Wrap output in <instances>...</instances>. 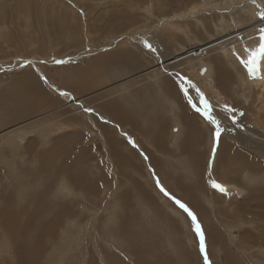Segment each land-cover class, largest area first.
<instances>
[{"label": "rangeland", "instance_id": "374dc122", "mask_svg": "<svg viewBox=\"0 0 264 264\" xmlns=\"http://www.w3.org/2000/svg\"><path fill=\"white\" fill-rule=\"evenodd\" d=\"M263 2L0 0V89L18 78L32 89L28 95L49 103L25 113L12 98L6 111L0 95V133L8 130L0 136V264H204L191 219L157 181L196 215L210 264H264V87L245 82L228 45L181 62L190 85L173 75H144L156 55L138 42L144 33L158 37L156 47L171 52L169 61L254 24ZM54 21L63 33L53 30ZM254 31L233 48L243 58L259 43ZM109 40L118 42L106 49ZM120 42L134 53L122 57L124 72L113 59L114 67L93 63ZM89 65L105 83L75 94L69 74L88 72ZM169 84L174 99L166 96ZM204 100L223 124L215 154L212 126L196 111ZM226 105L234 112L225 113ZM124 110L138 124L120 121L116 113ZM245 111L254 116V133L226 134L235 130L229 117L241 122ZM153 114L159 124H151ZM225 149L233 157L224 164L234 168L223 175L218 162ZM212 181L227 184L226 192Z\"/></svg>", "mask_w": 264, "mask_h": 264}, {"label": "bare ground", "instance_id": "6f19581e", "mask_svg": "<svg viewBox=\"0 0 264 264\" xmlns=\"http://www.w3.org/2000/svg\"><path fill=\"white\" fill-rule=\"evenodd\" d=\"M264 3V2H263ZM251 5V4H250ZM260 5H261V3H260ZM254 6V5H253ZM261 6H263V4L261 5ZM227 11V10H226ZM116 13V12H115ZM119 13V12H118ZM117 14V13H116ZM119 15V14H118ZM122 15V14H121ZM120 18V17H119ZM121 19H122V17H121ZM202 21H206V20H202ZM55 23H54V25H53V30H55L57 33H63L64 32V27L63 26H61V25H59L56 21H54ZM68 23V22H67ZM75 26V25H74ZM247 26V25H246ZM260 27H264V22H260L259 20L258 21H256V22H254V24H251L250 23V25L249 26H247V27H245L244 29H242V30H236L237 32H235L234 31V33L233 32H230L229 31V33H226L225 35H223V36H221V37H219V38H217L215 41H211L209 44H206V45H204V46H199V47H196V48H193V49H190V50H187V51H185L184 53H182V54H184V55H182V54H180L179 56H177V57H172V58H170V60L169 61H165L164 62V60L166 59V58H168L170 55H171V52H165L166 50L165 49H161V51H159L160 50V47L158 46V47H156L157 45V41L158 40H160L158 37L156 38V40H154V37L152 38V36L150 37V38H147V37H145V35H148V34H146V33H144L143 35L141 34V36H143L142 38H139V39H142V41H139V39H138V42H141L142 44H141V47H143L145 50H146V53L147 54H153V51H155V57L153 56V60L156 62V64H151V65H149V68H148V70L146 71V72H149V73H144V75L145 74H155V73H160V74H162V75H173L174 77H177L178 79H180L179 81H181L183 84L185 83V84H189L190 85V81L188 80V78H185L184 77V73H183V69L180 67V65L181 64H183V63H181V62H183V61H187V62H189V61H194V63L195 62H197V61H199V60H201L207 53H209V52H215V50H217L218 48H220L221 46H223V45H228V46H231L230 48V51H233V52H235V54L237 55V56H239V57H242L240 54H237V51L234 49L233 50V48L235 47V44L237 43V42H240L241 40H242V38H244V36L245 35H243V33H245V32H247V31H251V30H255L254 32H252L251 34L254 36V34L253 33H258L257 32V29L258 28H260ZM239 29V28H238ZM164 30V29H163ZM170 30V29H169ZM160 32H161V30H160ZM159 32V33H160ZM162 33V32H161ZM164 34V33H163ZM243 35V36H242ZM154 36V35H153ZM242 36V37H241ZM133 37V36H132ZM169 38V37H168ZM167 38V39H168ZM56 39H57V37H56ZM170 39V38H169ZM114 41L117 43L118 41L117 40H109V42L107 43V45H106V49H108L110 46H113L112 44L114 43ZM169 41V40H168ZM135 42H136V40H135ZM243 42V41H242ZM241 42V43H242ZM145 43H148V44H150L151 43V45H152V47H153V51H149L146 47H145ZM164 43H166L167 44V41H165L164 40ZM140 44V43H139ZM119 45V44H118ZM239 45V44H238ZM132 46H134V45H132ZM139 46V45H138ZM237 46V45H236ZM115 47V46H114ZM127 46L124 44V43H121L120 42V46H118L117 48H118V50H116V48L115 49H113V53H112V55L111 56H108V57H105V58H100L97 62H93V63H95L97 66H100V65H107V66H112V67H114V65L117 63V62H119L120 63V61H122V57L124 56V55H128L127 53H132V54H134L133 53V51L132 52H130V51H126L127 53H125L124 52V49L126 48ZM155 47H156V49L158 50L157 52H156V49H155ZM104 48H105V46H104ZM103 48V49H104ZM142 48V49H143ZM225 48V47H224ZM90 49V48H89ZM88 49V50H89ZM221 49V48H220ZM240 51V50H239ZM84 53H86L87 54V52L85 51ZM80 55H81V53H80ZM136 55V54H135ZM212 55V54H211ZM210 55V56H211ZM228 55H229V53H228ZM231 57H233V54L231 53ZM229 57V56H228ZM234 58V57H233ZM243 58V57H242ZM111 59H113V60H115L114 62H115V64H113V62L111 63L110 62V60ZM244 59H247V58H244ZM218 60V59H217ZM217 60H215V61H217ZM236 61H238L237 59H236ZM238 63H239V61H238ZM219 64V63H218ZM93 65V64H92ZM120 65V67L118 68L119 69V73H122V72H124V68L122 67V64L120 63L119 64ZM87 67V66H86ZM116 67H118V66H116ZM216 67H218V66H216ZM221 68V67H220ZM93 67H91L90 65H89V67H87V71L88 72H86V69H85V71L83 72L82 70H79V71H77V72H75L74 71V73L73 74H69V78L67 79V83H68V85L67 86H69L70 87V89L69 90H71V91H73L75 94H79V93H82V92H85V91H87V90H89V91H91V90H94V89H96L98 86H99V84L101 83H103L104 81H105V78L106 77H101V78H99L96 74H98L97 72H95V71H93ZM242 69H244L243 67H242ZM217 70H219V67H218V69ZM221 70H223V69H221ZM181 71V72H180ZM244 71V73H245V79H246V83L247 84H250V85H252L253 86V88H259V89H262L263 87H264V59H262L261 60V64H260V79H249V77H248V74H247V71L244 69L243 70ZM89 73V74H88ZM116 73V72H115ZM204 73V72H203ZM219 76L218 77H220V80H226L227 78H225V76H227V74H224V72H222V71H220L219 70V73H217ZM229 74V73H228ZM151 75V76H152ZM111 75L109 74V75H107V77H110ZM143 75H137L136 77L137 78H144V77H142ZM243 76H244V74H243ZM96 77H98V78H96ZM120 77V76H119ZM136 78V79H137ZM155 78V77H154ZM160 78H162V77H160ZM159 78V79H160ZM185 78V79H184ZM243 78V80L242 81H244L245 79ZM22 79V78H21ZM94 79L96 80L95 82H94ZM135 79V78H134ZM166 79V78H165ZM25 80H27V79H25ZM24 80V81H25ZM155 80V79H154ZM162 80V79H161ZM21 80L19 79L18 80V78L15 80V82H13V80H11V82L9 81L8 83H6L5 85H6V87H4L3 89L1 88L0 90V95H2V94H4V100H5V103H4V108H3V110H6V111H9L8 109H7V107L12 103L11 101H12V98H13V100L14 101H17V103H16V107H18V111L19 110H22V112H27V113H29V112H31V113H34V112H36V110H39V109H44V107H49V103L46 101H43V98L42 99H40V98H38V97H36V95L35 96H30V95H28V92L29 91H31V90H29L28 91V89L26 90V89H24L25 87H22L21 86V84L19 83ZM22 81H23V79H22ZM132 81V80H131ZM134 81V80H133ZM142 81V80H141ZM25 82H27V81H25ZM24 82V83H25ZM65 82V83H66ZM12 83V85H9V84H11ZM16 83V84H15ZM64 83V84H65ZM105 83V82H104ZM124 83V82H123ZM14 84H15V86H14ZM28 84H29V82H28ZM121 83H119V84H114L115 86H117L118 87V85H120ZM125 85V84H124ZM114 86V87H115ZM121 86H123V85H121ZM174 86V85H173ZM243 86V85H242ZM27 87V86H26ZM29 87V86H28ZM31 87V86H30ZM174 88H175V86H174ZM30 89V88H29ZM106 89V88H105ZM186 89H188V88H186ZM9 90H10V92H9ZM104 90V89H103ZM175 90H176V88H175ZM196 91V90H195ZM32 92V91H31ZM104 93H106V90L105 91H103ZM165 92H167L166 94V96H168V95H170L171 97H173V99H174V93H175V91L172 89V85L171 84H169L168 86H167V88H166V91ZM177 92V91H176ZM194 92V91H193ZM189 93L190 94H192V90H189ZM31 94V93H30ZM25 97V99H26V102H23V103H21L22 102V100H23V98ZM38 98V100H36ZM75 98V97H74ZM1 101L3 102V100H2V98H1ZM1 102V105L3 104ZM76 103L77 104H79L80 103V100H76V101H74V102H69L67 105L69 106H74V105H76ZM149 103V101L146 103V105ZM129 104H131L130 102L128 103V105ZM201 104L203 105V102H201ZM144 105V104H143ZM117 106V105H116ZM125 107H126V105H125ZM134 107V106H133ZM133 107H129L128 109H131L132 108V110H133ZM139 107V106H138ZM1 108H2V106H1ZM0 108V109H1ZM65 108V107H64ZM145 108V107H144ZM139 109H141V108H139ZM136 110H137V108H136ZM139 112H141L140 110H139ZM247 111H245L244 113H243V115H242V118H239L238 120H242L241 122H239V121H236V123L235 124H233V127L235 128V130L232 132V130H231V132L228 130H225V132H226V134H228L229 136L231 135V136H239V138L240 137H246V136H248V135H250L252 132H253V130L255 129L256 130V128L255 127H257V126H255L254 124L256 123L255 122V119H254V116L252 115V114H247L246 113ZM3 115H6L5 114V112H4V114ZM116 115L117 116H119L120 117V121H122V119L124 118V120H129L131 123H133V124H138V122L136 121V119H135V115H134V113H132V111L130 110V111H126L125 112V110L124 111H122V112H117L116 113ZM128 115H130L131 117H132V119H133V121L130 119V117L128 116ZM143 115H144V113H143ZM248 115V117L249 118H246V116ZM18 116H20V113H18ZM1 120H0V123L2 122V121H4V119L3 118H0ZM217 120H219V119H217ZM245 120L246 121H249V122H245ZM128 122V121H127ZM155 122H158L157 124H159L161 121H160V119H159V117L157 116V114L154 116V114H153V116H152V119H151V124L152 123H155ZM227 122V121H226ZM125 123V122H124ZM229 122H227V127L229 126V124H228ZM129 124V123H128ZM150 124V125H151ZM156 124V123H155ZM221 124V123H220ZM221 125H223V124H221ZM138 126V125H137ZM232 127V128H233ZM246 129V132L247 133H244L243 134V132H244V130L243 129ZM260 128V127H259ZM14 129H15V127H14ZM224 129H226V128H224ZM239 129H241V130H243L241 133L239 132V131H237V130H239ZM253 129V130H252ZM251 130V133L249 134V132L248 131H250ZM258 130V129H257ZM12 131V130H11ZM8 132V130L7 131H4V132H1L0 133V136L1 135H4L5 133H7ZM235 132H237V133H235ZM239 132V133H238ZM259 132V131H258ZM12 133V132H11ZM254 133V132H253ZM252 133V134H253ZM248 134V135H247ZM245 135V136H244ZM256 136V135H255ZM236 138V137H235ZM194 139L195 140H197L198 138H196V137H194ZM254 140V139H253ZM187 142V141H186ZM194 142V141H193ZM190 145H191V143H189ZM2 145V144H1ZM193 147V146H192ZM188 149H189V147H188ZM259 149V148H258ZM218 150V149H217ZM52 152H54V151H52ZM121 152V151H120ZM52 154V153H51ZM121 154V153H120ZM216 154H217V152H216ZM221 154V153H220ZM220 154H217V155H220ZM120 157V156H119ZM128 157V156H127ZM222 157H224V158H222ZM225 157H228V150L227 149H225L224 151H223V154H221V159H220V161L218 162V166L220 167V169L221 170H223V172H225L224 174H223V172H222V174L223 175H226L227 174V171H228V169L230 168V167H233V165L232 166H230V164H231V162H229V161H227V163L226 164H224L225 163V161L227 160V159H229V158H231V157H233L232 155L230 156V157H228V158H225ZM235 157V156H234ZM218 158V157H217ZM61 159V158H60ZM131 159V158H130ZM226 159V160H225ZM126 159H124L123 161H125ZM230 161H232V164H236L235 165V168H236V166H237V162H235V161H233V160H230ZM72 162V161H71ZM234 168V167H233ZM56 171V170H55ZM91 176V175H90ZM228 176V175H227ZM222 179V178H221ZM223 180V179H222ZM222 185H227V184H225V183H222ZM44 203V202H43ZM45 204V203H44ZM47 205H48V202H47ZM50 206V205H49ZM45 208V207H44ZM58 210V209H57ZM37 212V211H36ZM39 212V211H38ZM42 213H44L43 211H42ZM36 214V213H35ZM45 214V213H44ZM49 215H51V214H49ZM48 216V215H47ZM52 216V215H51ZM50 216V217H51ZM49 217V218H50ZM11 232H12V230H11ZM36 254V253H35Z\"/></svg>", "mask_w": 264, "mask_h": 264}, {"label": "snow or ice", "instance_id": "6c2138e0", "mask_svg": "<svg viewBox=\"0 0 264 264\" xmlns=\"http://www.w3.org/2000/svg\"><path fill=\"white\" fill-rule=\"evenodd\" d=\"M258 20L260 22H264V12L258 14ZM258 45L255 48L252 49H245L247 52V59H244L242 57L237 56V60L239 61V64L247 71L249 79H260V64L261 60L264 59V27H260L258 29ZM145 47L149 51H153V47L151 44L145 43ZM235 55V53H234ZM57 63H64V61H57ZM203 74V73H202ZM61 95H67V93H61ZM203 100L204 98L201 97ZM85 111H91L90 109H85ZM196 111L199 113V115L209 124L212 126L211 128V135H212V141H213V154H215L216 147L220 141L222 129L220 126L219 120H217L212 115V106L208 103L207 100H204L203 108H197ZM223 111L225 113H231L234 112V109L225 106ZM243 115V113H241ZM231 119V122L233 124L236 123V120L232 117H229ZM129 144H131L133 147H136L134 141L130 140L128 141ZM156 186L159 188V190L168 197L169 200H172L173 203L183 210L187 214V216L191 219L192 225L194 226V231L196 234V237L199 240V251L201 255L204 257V264H210L207 253H206V243H205V236L204 232L197 220L196 215L180 200L176 199L175 197L171 196L157 181ZM211 187L220 193H225L226 189L216 181L211 182Z\"/></svg>", "mask_w": 264, "mask_h": 264}, {"label": "crops", "instance_id": "0c3cea01", "mask_svg": "<svg viewBox=\"0 0 264 264\" xmlns=\"http://www.w3.org/2000/svg\"><path fill=\"white\" fill-rule=\"evenodd\" d=\"M132 100H134V99H132ZM135 101V100H134ZM140 101H141V99H140ZM148 101H146V99H145V103H147Z\"/></svg>", "mask_w": 264, "mask_h": 264}, {"label": "water", "instance_id": "95a60500", "mask_svg": "<svg viewBox=\"0 0 264 264\" xmlns=\"http://www.w3.org/2000/svg\"><path fill=\"white\" fill-rule=\"evenodd\" d=\"M201 73L203 72V69H201V71H200Z\"/></svg>", "mask_w": 264, "mask_h": 264}]
</instances>
